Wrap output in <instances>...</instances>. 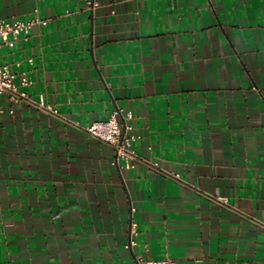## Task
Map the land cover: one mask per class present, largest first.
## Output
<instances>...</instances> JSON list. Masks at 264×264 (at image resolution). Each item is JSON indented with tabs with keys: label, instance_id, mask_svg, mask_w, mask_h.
<instances>
[{
	"label": "crops",
	"instance_id": "0c3cea01",
	"mask_svg": "<svg viewBox=\"0 0 264 264\" xmlns=\"http://www.w3.org/2000/svg\"><path fill=\"white\" fill-rule=\"evenodd\" d=\"M37 17L0 64L59 115L0 97V264H264V0H0ZM117 108L135 167L85 131Z\"/></svg>",
	"mask_w": 264,
	"mask_h": 264
},
{
	"label": "built area",
	"instance_id": "2783aa9c",
	"mask_svg": "<svg viewBox=\"0 0 264 264\" xmlns=\"http://www.w3.org/2000/svg\"><path fill=\"white\" fill-rule=\"evenodd\" d=\"M92 4L93 2L89 1V6H92ZM46 23V20H42L38 17L29 21H8L6 19H0V48L4 43L14 42L21 33H28L35 24ZM15 77V73L11 72L7 65L0 64V97L6 96L9 101L14 104L27 103L36 105L38 108L50 114L59 115L58 111L51 104H48L44 97H42L40 101H36L25 90L21 89L20 86H28L33 82L26 73L21 77L20 85L15 82ZM120 116H122L125 121L123 125L119 122ZM127 118H131V112L123 116L121 110L117 108L113 111L108 120L94 122L85 127V131L93 138L107 143L112 147L116 163L122 160L131 167H135L142 159L133 146L137 136L128 133L130 126L126 123ZM148 163L152 170L162 172L176 180L181 178L178 173H165L160 169L158 163ZM131 245L132 243L127 245V247ZM135 264H177V262L170 257L153 259L148 256L138 255L135 258Z\"/></svg>",
	"mask_w": 264,
	"mask_h": 264
}]
</instances>
